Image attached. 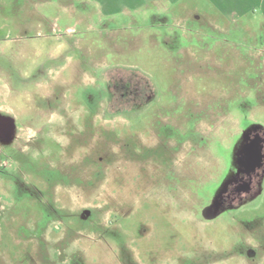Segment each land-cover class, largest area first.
<instances>
[{
  "label": "rangeland",
  "instance_id": "obj_1",
  "mask_svg": "<svg viewBox=\"0 0 264 264\" xmlns=\"http://www.w3.org/2000/svg\"><path fill=\"white\" fill-rule=\"evenodd\" d=\"M0 0V264H264V0Z\"/></svg>",
  "mask_w": 264,
  "mask_h": 264
},
{
  "label": "crops",
  "instance_id": "obj_2",
  "mask_svg": "<svg viewBox=\"0 0 264 264\" xmlns=\"http://www.w3.org/2000/svg\"><path fill=\"white\" fill-rule=\"evenodd\" d=\"M91 3H94L95 5H99V14L97 15L100 16V20L102 21L103 24V5L105 4H116L118 3L117 0H89ZM59 2V0H57ZM13 128H14V122L13 118L6 115V114H0V135H2L4 138H9L11 137L13 133Z\"/></svg>",
  "mask_w": 264,
  "mask_h": 264
}]
</instances>
